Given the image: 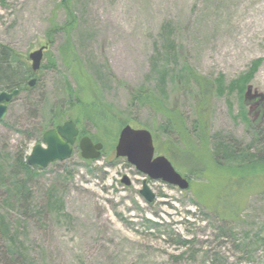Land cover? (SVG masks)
<instances>
[{
	"label": "rangeland",
	"instance_id": "374dc122",
	"mask_svg": "<svg viewBox=\"0 0 264 264\" xmlns=\"http://www.w3.org/2000/svg\"><path fill=\"white\" fill-rule=\"evenodd\" d=\"M2 46L25 65L9 62L23 75L20 85L29 82L30 55L46 48L31 78L37 84L0 120V221L9 225L0 235L2 264H14V239L24 264H264V171L248 173L262 177L238 190L230 172L245 170L216 165L210 152L229 141L264 153V0H0ZM249 76L242 95L228 90ZM196 77L225 84L223 95L209 90L210 144L196 134L206 106ZM5 87L0 93H10ZM138 89L153 91L173 111L177 138L162 132V113L131 104ZM85 106L103 113L93 121L76 117L85 136L105 144L102 157L84 161L76 150L38 175L28 201L19 203L10 178L15 155L45 146L39 130L51 111L66 107L76 115ZM127 126L195 150L202 163L196 155L175 163L189 190L152 181L157 199L146 202L144 175L116 157Z\"/></svg>",
	"mask_w": 264,
	"mask_h": 264
},
{
	"label": "trees",
	"instance_id": "16d2710c",
	"mask_svg": "<svg viewBox=\"0 0 264 264\" xmlns=\"http://www.w3.org/2000/svg\"><path fill=\"white\" fill-rule=\"evenodd\" d=\"M70 0H68L69 2ZM69 8V7H68ZM69 12V15H72L70 13V10L67 9ZM72 19V18H71ZM75 21V19H73ZM74 23L72 24L73 27ZM64 53L67 55L68 52L64 50ZM14 64H21L24 65L21 61V59L14 53L12 49L6 46L0 47V88L5 87L6 90H9L10 93H13L16 90H19L20 93H22L24 90L30 89L29 82L32 77H36V75L32 72V70L29 67V70L26 71L24 80L29 82L27 84L20 85V82L23 79V75H21L17 70L12 69L10 66V63ZM25 66V65H24ZM54 66V65H53ZM52 68H56L52 67ZM252 71L250 76L253 77ZM167 74V69L162 72L163 80ZM248 77L245 81H239L237 84H232L228 90L231 92L239 91L242 95L245 91L246 85L251 79V77ZM196 80H198V84L200 85L201 89V96H203L204 99V105H206L203 109L199 110V119L197 122L196 127L197 129V135L200 137L202 136V139H205L207 144H210V136L208 133L209 129V101H210V91L215 90L218 92L219 95H223L226 90L224 89V82L222 79H219L216 84H211L210 82H207V80L198 79L196 77ZM37 84V83H36ZM215 88V89H214ZM210 90V91H209ZM137 92L132 93L130 95L131 98V104L133 106H139L141 108H149L152 111H154L156 114L162 113L166 117V124L163 127L162 132L169 136V133H175L176 138L179 132L177 130L179 129V122L176 121V119L173 116V111L169 110L168 107L164 104L162 98L157 96L153 91H150L149 89H138ZM162 94L165 96V90L161 89ZM71 96H74V94L71 91ZM205 96L207 98H205ZM72 100V97H70ZM70 100V101H71ZM76 103L72 102L71 108H75ZM66 107L63 108H57L50 113V118L47 125H44L39 130L40 139L43 140L44 133L51 129L55 128L61 124H63L66 120H72L74 119L75 123L79 126V122L77 121L76 117L83 116L86 121L92 119V114L95 113L96 116H102V111H97L96 109L90 108L88 106L84 107V110L81 112L77 110L76 115H71L66 109ZM105 116V113H104ZM96 119V118H95ZM108 130V128H107ZM82 136H85V133L81 132ZM181 134V132H180ZM179 134V135H180ZM159 135L155 134L154 139L156 142V149L157 152H161L165 154L169 159L175 164L178 163V160H183L187 162L186 155H196V160H198L199 163L201 162V159H199V156L196 154L195 150L186 149L183 147L182 143H180V147H177L175 142L171 141L169 138L168 142L161 143L160 139L158 137ZM180 138H182V134L180 135ZM95 141V140H94ZM217 141V140H216ZM260 141V140H259ZM96 142V141H95ZM162 145H166L165 149H163ZM210 152L212 153V158L216 165L223 166L225 164H235L237 165L239 169L245 170L244 174L237 173H231L230 172V185H234V188H237L238 190L248 191L250 187L254 184L256 185L258 181L260 180L261 175H252L248 173L256 172L257 170L264 171V153H261L259 155H252L250 154L249 150L247 148H244L241 145L235 144L233 142L229 141H217V147L216 148H210ZM14 158V165L12 166V171L10 172V178L14 181V189H15V198L19 203H26L28 201L29 195H30V183L40 176L44 171H41L37 168L30 167L27 163L28 156L26 155L25 151H18V153L15 155ZM187 164V163H186ZM188 165V164H187ZM189 174L191 176H194L198 179H201L204 177L202 175V172H195V171H189ZM2 182V181H1ZM234 207V212H239L240 208L237 206ZM231 207V208H232ZM9 233V225L7 224L5 218H2L0 221V235L1 236H7ZM5 257V256H3ZM14 261V264H24V252L19 250V247L17 245V239H14V253L12 255ZM0 264L1 260H0Z\"/></svg>",
	"mask_w": 264,
	"mask_h": 264
},
{
	"label": "water",
	"instance_id": "95a60500",
	"mask_svg": "<svg viewBox=\"0 0 264 264\" xmlns=\"http://www.w3.org/2000/svg\"><path fill=\"white\" fill-rule=\"evenodd\" d=\"M42 48L30 55L33 72H38L44 59ZM36 80L30 82L34 87ZM19 91L13 93L2 92L0 94V120H4L8 113V104L19 95ZM79 136V129L73 121H68L56 129L47 131L44 134L46 146L36 145L27 163L29 166L41 170L47 169L50 165L58 162H65L74 156V146ZM81 157L84 160H98L101 158L104 145L94 144L89 137H84L79 143ZM116 157L126 159L136 170L147 176L150 180L161 181L165 184L178 187L182 191L189 190L190 181L176 171L172 162L165 156H156V148L152 133L145 129L125 127L119 136ZM126 186L131 185L128 177L122 181ZM141 196L148 202L153 203L156 195L148 185L143 183Z\"/></svg>",
	"mask_w": 264,
	"mask_h": 264
},
{
	"label": "flooded vegetation",
	"instance_id": "af4514ba",
	"mask_svg": "<svg viewBox=\"0 0 264 264\" xmlns=\"http://www.w3.org/2000/svg\"><path fill=\"white\" fill-rule=\"evenodd\" d=\"M81 135V134H80ZM80 135H79V137H78V139H77V145H76V147H75V150H77L78 149V145H79V142H80V140L83 138V137H80ZM145 180H148V179H144V181ZM144 181H143V183H144ZM150 182H152L151 180H148V183H150Z\"/></svg>",
	"mask_w": 264,
	"mask_h": 264
}]
</instances>
